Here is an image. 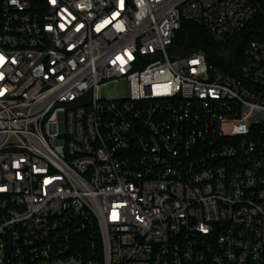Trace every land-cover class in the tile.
<instances>
[{
  "label": "built area",
  "instance_id": "built-area-1",
  "mask_svg": "<svg viewBox=\"0 0 264 264\" xmlns=\"http://www.w3.org/2000/svg\"><path fill=\"white\" fill-rule=\"evenodd\" d=\"M262 15L0 0V264H264V43L238 77L169 57L184 21L223 45Z\"/></svg>",
  "mask_w": 264,
  "mask_h": 264
},
{
  "label": "trees",
  "instance_id": "trees-1",
  "mask_svg": "<svg viewBox=\"0 0 264 264\" xmlns=\"http://www.w3.org/2000/svg\"><path fill=\"white\" fill-rule=\"evenodd\" d=\"M252 42L264 43V15L250 22L241 34L223 45L213 42L210 34L202 27L184 21L170 48L169 57L178 60L201 52L209 66H216L223 73L238 77L240 65Z\"/></svg>",
  "mask_w": 264,
  "mask_h": 264
},
{
  "label": "rangeland",
  "instance_id": "rangeland-1",
  "mask_svg": "<svg viewBox=\"0 0 264 264\" xmlns=\"http://www.w3.org/2000/svg\"><path fill=\"white\" fill-rule=\"evenodd\" d=\"M173 60V59H171ZM127 85L124 83H113L101 88V95L106 100L121 99L127 96ZM253 121L260 119L258 115Z\"/></svg>",
  "mask_w": 264,
  "mask_h": 264
},
{
  "label": "clouds",
  "instance_id": "clouds-1",
  "mask_svg": "<svg viewBox=\"0 0 264 264\" xmlns=\"http://www.w3.org/2000/svg\"><path fill=\"white\" fill-rule=\"evenodd\" d=\"M16 2V0H13V3H15Z\"/></svg>",
  "mask_w": 264,
  "mask_h": 264
}]
</instances>
